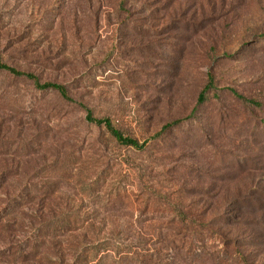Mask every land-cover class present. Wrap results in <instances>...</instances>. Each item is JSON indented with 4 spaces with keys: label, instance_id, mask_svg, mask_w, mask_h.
I'll return each instance as SVG.
<instances>
[{
    "label": "rangeland",
    "instance_id": "obj_1",
    "mask_svg": "<svg viewBox=\"0 0 264 264\" xmlns=\"http://www.w3.org/2000/svg\"><path fill=\"white\" fill-rule=\"evenodd\" d=\"M0 58L67 92L0 69V264H171L254 233L264 264V211L234 208L264 195V142L236 139L264 124V0H0Z\"/></svg>",
    "mask_w": 264,
    "mask_h": 264
},
{
    "label": "trees",
    "instance_id": "obj_2",
    "mask_svg": "<svg viewBox=\"0 0 264 264\" xmlns=\"http://www.w3.org/2000/svg\"><path fill=\"white\" fill-rule=\"evenodd\" d=\"M0 69H4L14 75L24 76L29 79H32L36 87L39 89L51 88V89L58 91L60 95H62L63 97H67L66 88L63 85L57 84V83H51V82L39 83L36 77L32 73L20 71L14 68L13 66L7 65L4 62H2L1 58H0ZM214 85L215 83H214L213 74L209 72L207 74V82L197 96V99H196L197 104L204 103L206 101L205 94L211 89H215ZM229 90L237 98L241 100L243 99L247 101L249 104L255 105V106H242L250 113H255L256 109L259 110L261 108V106H256L257 104L255 101L245 98L244 96L240 95L236 90L232 88H229ZM195 109L196 108H194L193 111H195ZM86 117H87V120L89 121H93L97 124L104 125L105 128L109 131V133L121 144L130 145L137 149H142L145 145L144 142L140 143L136 139H133L123 134L119 129L115 128L111 124L110 120L107 118H93L89 113H87ZM179 123H180L179 119L172 121L170 124L165 125L158 133L155 134L154 137L160 136L161 133L167 127L176 126ZM213 125H214L213 122H208V124H206V126H204L203 128V131H202L203 134L206 135L207 132L211 130ZM240 133L244 135L236 138L238 141H241L242 137H245V135L247 137H250L249 139H247L246 143L243 144L244 146L246 145L245 147L257 150V149H260V147L255 146V144L258 145L264 142V124H254L252 126H249L248 128L243 127L240 129ZM241 145H242V142H241ZM261 150H263V148ZM239 151H242V149H239ZM236 156L237 155H235L234 157ZM257 195L259 197L261 196L262 200L257 201L256 198H255L256 201H252V202L249 200H247L249 202L240 200L238 205L234 206V208L238 210V216L248 215L247 211L252 210L253 207H257L259 211H264V195L262 194L260 195L257 194ZM246 207H248L247 210H245ZM223 220H228V217L226 216L223 217ZM228 223H231L232 225H240V222L238 220H232ZM247 223H249V226L252 227V232L254 233L256 231V228L252 224H250V222H247ZM262 226L263 227L261 228L264 229V225ZM258 237H259V234L257 233H254V235L252 236V239H248L243 236H237L229 240L226 237H224L222 238V242L226 243V245H223V249L216 250L214 249L216 248L215 245L209 244L206 247L196 252H193L191 256H189L186 253V255L189 256L187 260L188 262L182 259L184 258L182 255L185 254V253H182V249L180 247H174L173 252L171 254L170 263L171 264H205L208 261V264H255L254 262L255 258L253 257L254 252L252 250V247H254V245H257V244L260 245L262 243V241L257 239ZM211 253H215V254H211ZM128 258L130 257H127V259ZM159 258L160 257L158 256L157 259ZM141 262L144 263L143 260Z\"/></svg>",
    "mask_w": 264,
    "mask_h": 264
}]
</instances>
